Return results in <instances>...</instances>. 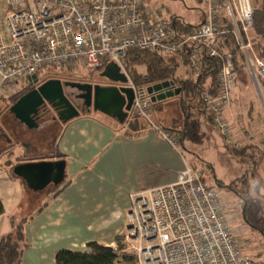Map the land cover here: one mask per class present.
<instances>
[{
    "label": "built area",
    "instance_id": "2783aa9c",
    "mask_svg": "<svg viewBox=\"0 0 264 264\" xmlns=\"http://www.w3.org/2000/svg\"><path fill=\"white\" fill-rule=\"evenodd\" d=\"M204 19L182 36L174 21L148 10L146 0H0V89L28 81L49 68L89 70L116 64L136 92L131 116L152 123V104L138 94L128 76V52L174 58L198 77L202 57L219 63L215 92H201V103L228 145H235L226 113L233 104L238 72L225 42L231 35L254 84L264 97V60L250 39L255 8L251 0H202ZM160 134L177 150L178 139ZM123 243L136 264H253L224 214L218 192L207 187L188 164L177 183L131 195ZM117 244L113 249H117Z\"/></svg>",
    "mask_w": 264,
    "mask_h": 264
},
{
    "label": "crops",
    "instance_id": "0c3cea01",
    "mask_svg": "<svg viewBox=\"0 0 264 264\" xmlns=\"http://www.w3.org/2000/svg\"><path fill=\"white\" fill-rule=\"evenodd\" d=\"M254 5H258V0ZM203 19L204 13L200 23ZM238 77L233 104L226 113L230 121H237V128L239 122L243 124L246 111H241L243 106L239 105L237 113L236 103L241 98L245 100L242 97L245 90L254 84L247 68L238 69ZM11 90L14 91L12 95H17L16 89ZM162 106L160 110H164ZM101 116L92 112L65 125L61 123L54 153L42 160L22 162L64 161L66 168L62 185L48 192L30 219H26L24 234L27 248L21 264H56L58 252H86L87 245L94 242L112 248L126 232L131 195L177 183L188 164L184 154L176 151L160 134V130L168 129L172 135L180 136L183 120L180 127L181 122L177 119L160 116L159 124L154 126L141 119L138 123L140 131L135 133L129 130L127 123L120 125L103 114ZM206 116H203L204 122L210 123ZM203 120L205 134L206 123ZM1 138L10 140L0 128ZM204 141L211 144L206 137ZM185 146L191 149L195 145L185 143ZM10 148L2 158H8L4 163L8 170L12 166L9 159L14 154V148ZM15 178L8 171L0 173V202L5 209L0 217V238L12 232L9 215L22 203L25 193L24 183Z\"/></svg>",
    "mask_w": 264,
    "mask_h": 264
},
{
    "label": "rangeland",
    "instance_id": "374dc122",
    "mask_svg": "<svg viewBox=\"0 0 264 264\" xmlns=\"http://www.w3.org/2000/svg\"><path fill=\"white\" fill-rule=\"evenodd\" d=\"M254 1L251 0L252 4H254ZM263 5L264 0H258V5H254V8L258 9ZM145 6L148 10L157 12L156 14L159 18L165 19L167 22H170L174 17H178L192 25L200 24L204 10L202 0H146ZM253 47L255 49V45ZM178 63L177 76L184 80L192 79V73L188 65L183 64L181 61H178ZM105 67L106 65L99 70L93 71L79 63L72 71L67 68L62 70L49 68L39 73L38 80L42 83L50 79H58L63 82L89 83L103 86L109 83V81H105L99 75ZM137 71L140 75L145 74L144 67H139ZM152 87L137 88L138 94L148 97L152 104L149 115L152 123L150 124L147 121H144V123H148L149 126L157 125L161 116L171 120H179L181 127L183 120V114L180 109L181 97L168 98L158 105L159 102L152 96ZM31 88L33 86H30L28 81H23L15 84L14 89H16L17 95H12L14 91L11 89H0V122L2 123L0 128L3 135H7L12 141L11 144H8V142H11L10 140L6 141V138H1L0 151L6 152V150L9 151L11 149L10 147L14 148V154L9 159L11 162L9 164L12 165L11 168L9 170L6 168L4 163L8 158L5 157L1 160L3 163L0 165V173L8 171L13 178H15L13 174L14 168L24 164L22 162L42 160L54 153L56 141L62 128L61 123L51 120L47 126H45L44 122H41L37 131L29 130L25 126L16 124L13 115H10V108L17 99L29 89L31 90ZM242 97L245 100L241 98L243 101L236 100L235 102L238 101V104L236 103V111L239 105L243 106L241 111H246L245 114L243 113V124L242 121L241 123L239 122L237 128V121L235 123L230 121L233 129H235V145L226 144L217 133V130L209 122H204L203 116L205 115L201 112L203 108L198 104L197 98H192L189 103L192 107V115L195 119H201L200 121L203 120L206 123L205 135L211 141V144L204 141L205 143L195 145L191 149L189 147L188 150L191 154L188 151H184L181 145H177L176 151L184 154L188 165L201 175L203 183L207 187L213 188L218 192L224 204V214L230 222L242 251L251 258L253 264H264V238L244 222V201L238 196L240 194L254 202L260 203L262 205L261 215L264 216V97L258 92L254 84H251L250 88L245 90ZM162 105H164V110H160L163 108ZM89 114H92V112ZM96 114L102 117L101 114ZM175 136L179 139L177 135ZM18 180L24 183L25 193L22 203L9 215L10 222H14L16 225L23 220L30 219L38 206L42 204L48 192L50 193L55 189L50 186L46 191L35 194L24 180Z\"/></svg>",
    "mask_w": 264,
    "mask_h": 264
},
{
    "label": "trees",
    "instance_id": "16d2710c",
    "mask_svg": "<svg viewBox=\"0 0 264 264\" xmlns=\"http://www.w3.org/2000/svg\"><path fill=\"white\" fill-rule=\"evenodd\" d=\"M172 20L174 21L175 29L182 36L191 35L194 29L200 25L189 24L178 17H174ZM250 39L252 44L255 45L257 56L264 60V5L261 8L255 9L254 26ZM225 46L234 58L237 72L238 69L245 70L246 66L243 56L231 35L227 38ZM202 61L206 66L205 74L198 77L192 74V79L186 80L180 79L177 76L176 71L179 63L174 58H165L158 54L131 49L125 61L128 76L136 88L154 86L166 81L174 82L177 87L181 88L180 109L183 114V129L179 133L180 136H177L179 137V145L182 146L184 151H189L185 143L200 145L206 137L202 131L201 119H195L189 103L192 101V98H197L198 104L203 108L200 98L202 90L208 89L214 93L216 89L219 63L206 56L202 57ZM183 64L186 65V63ZM139 67L145 68L144 75L138 73L137 69ZM159 104L162 103L159 102ZM201 112L207 115V119L210 120V123L216 129L211 117L204 108ZM140 120L141 118L138 116L132 115L126 122L129 125V130L138 133L140 131L138 127ZM163 130L168 131V129ZM217 133L219 134L218 130ZM6 154L7 150L6 152L0 151V163ZM217 187L219 186L217 185ZM238 196L244 201V222L264 238V216L261 215L262 205L240 194ZM4 213V206L0 202V217ZM11 224L12 232L0 238V264H21L23 252L27 248L24 234L26 220L21 221L17 225L14 222ZM123 240L124 235L117 239V249L94 242L87 245L88 251L86 252L60 251L57 253L55 261L56 264H136L135 256L126 251Z\"/></svg>",
    "mask_w": 264,
    "mask_h": 264
},
{
    "label": "water",
    "instance_id": "95a60500",
    "mask_svg": "<svg viewBox=\"0 0 264 264\" xmlns=\"http://www.w3.org/2000/svg\"><path fill=\"white\" fill-rule=\"evenodd\" d=\"M100 76L115 85L104 87L50 79L18 99L11 106L10 113L29 130H38L36 117L40 110L48 105L56 112L58 120L65 125L83 115L81 107L76 106L66 95V89H72L77 92L76 98L88 108V113H101L124 125L131 115L136 92L130 86L128 77L114 63H109ZM33 81V86L39 84L37 76L33 77ZM175 86V83L170 81L156 84L152 87V96L157 102L180 96L182 90ZM65 168L64 161H40L18 165L13 174L16 178L24 180L34 193H41L50 186L62 185L65 180Z\"/></svg>",
    "mask_w": 264,
    "mask_h": 264
},
{
    "label": "flooded vegetation",
    "instance_id": "af4514ba",
    "mask_svg": "<svg viewBox=\"0 0 264 264\" xmlns=\"http://www.w3.org/2000/svg\"><path fill=\"white\" fill-rule=\"evenodd\" d=\"M102 73V72H101ZM101 73L99 74V75H101ZM102 79H104L105 81H109L108 79H105V78H102ZM44 82H42V83H40L39 82V84L38 85H36V86H33V88H31V90L29 89L26 93H24L23 95H25V94H27L28 92H30V91H32L33 89H35L37 86H39V85H41V84H43ZM115 84L114 83H112L111 81H109V83H107L106 85H103L104 87H107V86H114ZM175 87H177V86H175ZM22 95V96H23ZM66 95L71 99V101L76 105V106H80L81 107V111L83 112V115H84V113H88V108L87 107H85V106H83L82 105V102L81 101H79L77 98H76V96H77V92L75 91V90H70L69 91V89H66ZM21 96V97H22ZM20 97V98H21ZM19 98V99H20ZM17 101H18V99H17ZM16 101V102H17ZM15 102V103H16ZM91 112H93V111H91ZM36 119H37V122H38V124H39V127H40V123L41 122H44V124H45V126H47L49 123V121L51 120V121H53V122H57L58 121V123H61L59 120H58V118H57V115H56V112L50 107V106H48V105H46V106H44L41 110H40V112L38 113V116L36 117ZM15 121L17 122V124L19 125V126H25V125H23V124H21L18 120H16V118H15ZM26 127V126H25ZM37 131V130H36Z\"/></svg>",
    "mask_w": 264,
    "mask_h": 264
},
{
    "label": "bare ground",
    "instance_id": "6f19581e",
    "mask_svg": "<svg viewBox=\"0 0 264 264\" xmlns=\"http://www.w3.org/2000/svg\"><path fill=\"white\" fill-rule=\"evenodd\" d=\"M33 86V85H32Z\"/></svg>",
    "mask_w": 264,
    "mask_h": 264
}]
</instances>
